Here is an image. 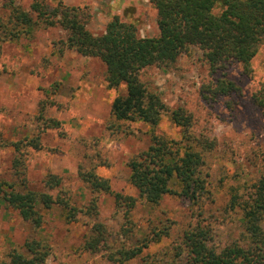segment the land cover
Masks as SVG:
<instances>
[{
    "label": "rangeland",
    "instance_id": "374dc122",
    "mask_svg": "<svg viewBox=\"0 0 264 264\" xmlns=\"http://www.w3.org/2000/svg\"><path fill=\"white\" fill-rule=\"evenodd\" d=\"M45 2L49 10L57 3ZM62 3L77 7L93 34L102 33L112 16H118L133 22L142 37L158 35L156 12L149 0ZM9 4L29 11L31 0H0V19L6 17ZM66 37L67 31L59 25L40 24L32 33L0 44V182L20 190L42 189L67 200L65 209L52 205L43 210L38 228L0 200V260L8 261L14 251L28 255L24 242L35 239L48 250L47 264H162L180 248L183 230L199 221L211 228L216 248L231 242L247 245L242 211L231 208L229 202L233 195L238 200L246 197L262 172L264 122L251 94L264 82V45L253 57L249 75L235 60L212 71L194 45L172 62L143 68L141 81L166 105L159 122L149 125L111 122V102L124 86L108 88L103 63L63 48ZM220 78L234 81L238 90L213 95L210 88ZM41 105L44 116L58 119L61 129L43 128L37 118ZM176 108L189 115L187 130L191 135L211 141V147L202 150L207 184L200 202L192 205L167 194L154 205L138 201L125 216L124 206L113 194L100 193L97 217L84 213L91 192L78 170L97 164L110 174L107 179L112 192L137 195L128 184L126 161L147 147L151 132L181 138L182 128L169 118ZM37 135L41 147H23L21 173H15L14 150L9 144ZM48 173L61 176L58 188L44 187L42 180ZM70 207L75 209L72 218L67 217ZM96 221L106 226L108 235L98 248L85 249L83 244ZM122 228L128 231L122 234ZM156 233L161 238L155 242L151 238ZM145 241L147 247L135 258L119 259L118 250Z\"/></svg>",
    "mask_w": 264,
    "mask_h": 264
},
{
    "label": "trees",
    "instance_id": "16d2710c",
    "mask_svg": "<svg viewBox=\"0 0 264 264\" xmlns=\"http://www.w3.org/2000/svg\"><path fill=\"white\" fill-rule=\"evenodd\" d=\"M56 1L50 10L45 0H31L29 11L9 4L6 17L0 19V44L28 35L40 24L44 27L61 26L67 31L63 48L98 58L104 65V80L108 88L117 90L124 86V90L117 93L111 102L112 123L138 121L156 125L166 110L161 96L141 81L143 68L172 62L194 45L202 51L212 71L235 60L241 64L243 73L249 75L253 70L252 59L264 45V0H149L157 17L158 35L153 37L140 36L133 22L122 21L118 16H112L102 33L93 34L86 28L77 7L64 5L63 0ZM216 8L218 10L215 11ZM237 90L236 83L225 78L216 80L210 88L215 96L228 95ZM251 99L264 122V82L258 84ZM43 107H39L37 115L43 128L61 129L58 119L44 116ZM169 118L182 128L181 138L151 132L147 147L126 161L128 181L137 195L112 192L109 180L97 174V164L78 170L79 178L91 192L84 213L97 217L100 193L113 194L115 201L124 206L125 216L138 201L154 205L167 194L192 205L200 202L207 184L202 170V150L211 147V141L190 134L187 130L190 117L182 108L171 110ZM9 145L14 150L12 167L15 173H21L22 148L41 147L38 135L24 141H13ZM61 180L60 175L48 173L42 183L50 190L58 188ZM249 187L246 197L238 200L233 195L229 202L231 208L238 207L242 211L243 228L249 239L247 245L231 242L216 248L212 244L211 228L199 221L183 230L180 248L162 264H264V153L261 175ZM0 200L34 228L41 226L43 210L52 205L67 207V200L59 194L27 187L15 189L6 182H0ZM74 210L70 207L68 218L74 216ZM122 229V234L128 231ZM107 235L106 226L96 221L83 247L94 250L106 240ZM160 238L161 234L156 233L151 240L156 242ZM24 247L28 255L14 251L9 254L8 261L0 260V264H47L48 250L40 241L26 240ZM144 247H147V241L132 248H121L117 254L121 261L130 260L139 255Z\"/></svg>",
    "mask_w": 264,
    "mask_h": 264
},
{
    "label": "crops",
    "instance_id": "0c3cea01",
    "mask_svg": "<svg viewBox=\"0 0 264 264\" xmlns=\"http://www.w3.org/2000/svg\"><path fill=\"white\" fill-rule=\"evenodd\" d=\"M100 168H104V167H99L98 165L96 166V170L98 171L97 172V174L98 175H101V176H104L105 178H109L110 177V174H107L106 172H104V171H101V169ZM112 169V168H111ZM128 176H129V169H128V167H127V178H128ZM128 184L131 186V187H133L130 183H129V181H128ZM134 188V187H133ZM135 189V188H134Z\"/></svg>",
    "mask_w": 264,
    "mask_h": 264
}]
</instances>
